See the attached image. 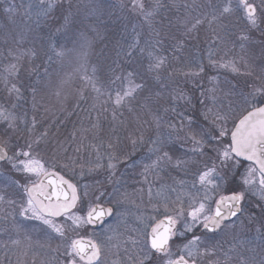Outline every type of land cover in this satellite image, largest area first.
<instances>
[{"label":"snow or ice","instance_id":"snow-or-ice-1","mask_svg":"<svg viewBox=\"0 0 264 264\" xmlns=\"http://www.w3.org/2000/svg\"><path fill=\"white\" fill-rule=\"evenodd\" d=\"M53 97L88 104L67 134ZM0 237V264H264V0H0Z\"/></svg>","mask_w":264,"mask_h":264},{"label":"trees","instance_id":"trees-1","mask_svg":"<svg viewBox=\"0 0 264 264\" xmlns=\"http://www.w3.org/2000/svg\"><path fill=\"white\" fill-rule=\"evenodd\" d=\"M68 71L70 72L71 69H68ZM78 85H79V81L73 78V80L68 85V90L71 91L72 89H75ZM53 99L54 97L52 98V100ZM71 101L73 102L71 103V106L68 108L69 110H67L66 115L59 114L57 116L61 120L65 117L64 125L61 129L63 133H68L71 131V128L75 125V123L80 121L81 117L84 116V112L82 111V109H85L88 107L87 103H81L79 107H77L75 99H71ZM225 247H227V245H225Z\"/></svg>","mask_w":264,"mask_h":264},{"label":"rangeland","instance_id":"rangeland-1","mask_svg":"<svg viewBox=\"0 0 264 264\" xmlns=\"http://www.w3.org/2000/svg\"><path fill=\"white\" fill-rule=\"evenodd\" d=\"M71 99H73V98L70 97V98L68 99V101L64 104V106H63V110L60 109V105H58V104L56 103L55 98L51 101V104L54 105L53 111L55 112L56 117H57L59 114L66 115L67 110H69L68 108L71 106V103L73 102V101H71ZM64 118H65V117H64ZM64 118H63L62 120H61L60 118H58V119L61 120V121H64ZM79 122H80V121L76 122L75 125L78 126V125H79ZM72 128H73V127H72ZM72 128H71V130H72ZM64 134H67V133H64ZM2 239H6V237H0V240H2ZM2 258H3V252L0 251V259H2Z\"/></svg>","mask_w":264,"mask_h":264}]
</instances>
